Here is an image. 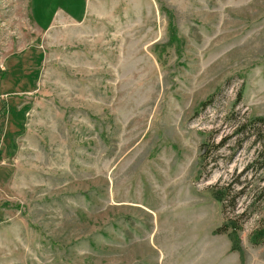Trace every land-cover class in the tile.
Masks as SVG:
<instances>
[{
	"label": "rangeland",
	"instance_id": "rangeland-1",
	"mask_svg": "<svg viewBox=\"0 0 264 264\" xmlns=\"http://www.w3.org/2000/svg\"><path fill=\"white\" fill-rule=\"evenodd\" d=\"M260 118L264 0H0V264H264Z\"/></svg>",
	"mask_w": 264,
	"mask_h": 264
},
{
	"label": "trees",
	"instance_id": "trees-1",
	"mask_svg": "<svg viewBox=\"0 0 264 264\" xmlns=\"http://www.w3.org/2000/svg\"><path fill=\"white\" fill-rule=\"evenodd\" d=\"M240 100V99H239ZM209 103H204L202 105L203 108L207 107ZM263 123L264 119L260 118L257 119L255 123ZM243 127L241 128V132L244 133ZM224 142L221 144V146H224ZM228 189L223 188L221 191L222 197H225V200L227 198V202L232 203L234 198H230V193L228 194ZM223 200V198H221ZM223 202V201H222ZM258 229H256L252 235H251V242L255 246H261L264 245V222L260 225ZM238 224L236 222H228L226 225H223L221 228L217 230V234H227L229 236V239H231L232 242V250L241 252V246H240V239L237 235L239 233Z\"/></svg>",
	"mask_w": 264,
	"mask_h": 264
}]
</instances>
